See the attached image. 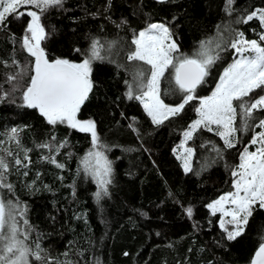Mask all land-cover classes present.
Returning <instances> with one entry per match:
<instances>
[{"label":"trees","instance_id":"16d2710c","mask_svg":"<svg viewBox=\"0 0 264 264\" xmlns=\"http://www.w3.org/2000/svg\"><path fill=\"white\" fill-rule=\"evenodd\" d=\"M226 6L227 0H63L41 16L47 34L41 47L50 61L79 63L94 40L103 45L105 59L93 62V89L77 117L95 122L103 145L99 151L111 161V183L99 199L97 180L82 165L92 150L90 133L66 123L51 125L37 109L23 106L34 74V57L23 47L31 20L27 8L39 9L22 6L0 25V158L8 165L0 172L3 183L12 186L11 191L0 187V198L23 210L19 223L43 258L30 256L31 264H250L264 238V208L254 205L241 234L229 240L220 227L221 214L213 215L208 204L234 190L231 173L240 153L247 146L254 149L251 140L262 129L237 132L235 147L226 148L216 131L201 127L186 143L193 151L187 172L175 152L198 118V99L211 94L235 50L219 53L197 88L198 99L162 124H154L141 102L126 95L132 66L149 67L126 57L134 50L132 40L150 23L169 28L176 54L192 55L201 41L217 37L218 28L225 40L234 30L264 46L257 18L237 23L264 9V0H234L231 12ZM107 47L114 53L106 54ZM170 72L161 80L160 98L176 106L183 94L169 82ZM258 95L264 92L253 93ZM255 116L253 125L264 112ZM12 128L18 130L16 139H10Z\"/></svg>","mask_w":264,"mask_h":264},{"label":"snow or ice","instance_id":"6c2138e0","mask_svg":"<svg viewBox=\"0 0 264 264\" xmlns=\"http://www.w3.org/2000/svg\"><path fill=\"white\" fill-rule=\"evenodd\" d=\"M233 2L227 0L226 11L231 12ZM22 5L39 9V12H27L31 20L23 37V47L35 59L32 68L34 74L30 76V83L23 92V106L37 109L51 125L66 123L80 132L90 133L92 150L82 159V165L97 180L100 191L96 197L99 199L107 195V185L111 183V161L104 152L98 150L103 145L100 144L95 122L77 117L93 89V62L105 59L102 55L103 45L94 40L90 48L82 53L85 58L79 63L62 58L49 61L41 47V42L47 38L41 16L51 7L62 6L63 0H0V25L8 15L16 14ZM18 15L22 16L23 13ZM253 18H257L264 28V9L251 12L246 19L238 20L237 23H247ZM232 32L234 35L230 33L231 39L225 40L219 35L218 28L217 37L201 41L199 49L192 55H174L179 53V49L171 39L169 28L163 23L148 24L132 40L134 50L129 51L126 57L128 61H138L149 66H132L135 89L129 85L126 93L128 99L139 100L152 122L162 124L170 117L179 115L186 104L198 99L197 88L206 82V77L221 58L219 53L230 47L235 50L238 58L223 70L212 94L199 98V106L195 109L198 119L184 132L185 140L191 139L193 133L203 127L208 131L215 130L225 147L233 148L237 143V132H246L253 126L264 129V117L259 118L255 125L252 123L257 119V111L264 112V95L253 96L258 89L264 92V46L257 40L246 39L243 32ZM259 41L264 42V33L260 34ZM169 69V82L174 81L176 89L183 94L182 102L176 106L165 104L160 98L161 80ZM238 115L241 117L239 126L236 123ZM17 131L15 128L11 130L10 139H16ZM251 144L258 146L255 151L245 147L240 153L239 164L231 173L234 190L208 205L213 215L221 214L220 227L227 232L229 240L241 234L254 205L259 204L264 208V130L253 136ZM185 152V156L178 158L183 159L187 172L191 170L189 157L192 149H185ZM51 162L55 163V160ZM16 163L20 164V161ZM57 167L63 165L57 164ZM7 168V163L0 158V169ZM4 179L3 172H0V187H7L11 191L12 186L4 184ZM18 209V204L13 205L11 201L6 203L0 198V264H31L30 256L37 261L43 259L39 245L37 251H32L26 244L27 232L22 231L16 219L17 215L23 217V210ZM187 214L191 216V208L187 209ZM224 217L230 219L225 220ZM24 224L27 225L26 220ZM226 224L233 225V230L229 231ZM251 264H264V238Z\"/></svg>","mask_w":264,"mask_h":264},{"label":"rangeland","instance_id":"374dc122","mask_svg":"<svg viewBox=\"0 0 264 264\" xmlns=\"http://www.w3.org/2000/svg\"><path fill=\"white\" fill-rule=\"evenodd\" d=\"M22 6H30V7H32L31 5H22ZM22 6H20V7H18V8H21ZM29 10H31V11H33V9L32 8H29ZM28 10V8H27V11H29ZM156 23H161V22H156ZM165 25V24H164ZM166 26V25H165ZM142 30H144V29H142ZM142 30H140V31H142ZM139 31V32H140ZM138 32V33H139ZM138 33H137V35H138ZM171 39H172V41H174L173 40V38L171 37ZM175 42V41H174ZM105 49V48H104ZM105 52H106V54H112V53H114V50H113V48L112 47H107L106 49H105ZM104 53V52H103ZM102 53V54H103ZM174 55H178V54H174ZM236 58H238V55H237V53H236V56H235V58L234 59H236ZM35 59V58H34ZM233 59V60H234ZM233 62V61H232ZM231 62V63H232ZM223 73V72H222ZM222 75V74H221ZM218 82H219V80H218ZM217 82V83H218ZM132 85L133 86V88L135 89V85L133 84V82H130L129 83V85ZM129 85H128V88H129ZM216 87V86H215ZM214 90H215V88H214ZM213 90V91H214ZM212 91V92H213ZM127 92H128V90H127ZM212 92H211V94H212ZM135 94H138V93H135ZM210 94V95H211ZM210 95H208V96H210ZM204 97H207V96H204ZM199 100V99H198ZM198 119V118H197ZM213 127V129H215L216 128V126L215 125H213L212 126ZM13 129V128H12ZM12 129H10L9 130V132H11V130ZM188 130V129H187ZM186 130V131H187ZM262 130H264V129H262ZM261 130V131H262ZM215 131V130H214ZM186 143H187V141L185 140V137H184V134H183V137H182V141H181V143H180V145L179 146H177L176 147V149H175V152H176V155H177V157H180V156H185L186 155V152H185V149H190L189 147H187L186 146ZM254 146V149L253 150H251L250 149V147L249 146H247L248 148H249V150L250 151H255V148L258 146V145H253ZM100 149V148H99ZM98 149V150H99ZM192 157H193V151H192V155L189 157V164H190V167H191V159H192ZM179 160L181 161V164H182V166H183V168H184V163H183V159H181V158H179ZM185 170V169H184ZM224 195V194H223ZM213 202V201H212ZM211 202V203H212ZM209 205V204H208ZM210 210V209H209ZM211 211V210H210ZM16 219H17V221L19 222V215H17L16 216ZM224 219L225 220H228V219H230V217H224ZM19 226L21 227V229H22V231H26L27 232V236H28V238H27V240H26V244L28 245V246H30V248L32 249V251H37V248L36 247H34L33 246V244L31 243V240L29 239V237H31V233L29 232V230L28 229H26V227L24 226V225H22V224H20L19 223ZM244 226L245 225H243V229H244ZM226 227L228 228H230L231 229V231L233 230V228H234V226L233 225H230V224H226ZM22 239H23V237H21Z\"/></svg>","mask_w":264,"mask_h":264},{"label":"water","instance_id":"95a60500","mask_svg":"<svg viewBox=\"0 0 264 264\" xmlns=\"http://www.w3.org/2000/svg\"><path fill=\"white\" fill-rule=\"evenodd\" d=\"M50 61V60H49ZM259 248V247H258ZM258 248H257V250H258ZM256 250V251H257ZM256 251H255V253H256ZM255 253H254V255H253V257H252V259H251V262H252V260L254 259V257H255ZM251 262H250V264H251Z\"/></svg>","mask_w":264,"mask_h":264}]
</instances>
